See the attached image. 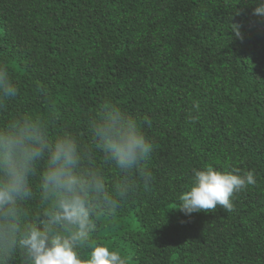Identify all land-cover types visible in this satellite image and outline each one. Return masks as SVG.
<instances>
[{"label": "trees", "instance_id": "obj_1", "mask_svg": "<svg viewBox=\"0 0 264 264\" xmlns=\"http://www.w3.org/2000/svg\"><path fill=\"white\" fill-rule=\"evenodd\" d=\"M257 0H0V66L20 95L0 112L39 116L51 140L64 134L92 151L111 188L114 164L96 151L89 121L111 102L152 146L143 185L93 243L129 264H264V20ZM240 25L243 40L231 32ZM151 122V126L145 123ZM252 172L256 187L233 212L185 216L194 173ZM25 207L41 213L37 191ZM88 250L80 252L88 258ZM13 264H23L20 256Z\"/></svg>", "mask_w": 264, "mask_h": 264}, {"label": "clouds", "instance_id": "obj_2", "mask_svg": "<svg viewBox=\"0 0 264 264\" xmlns=\"http://www.w3.org/2000/svg\"><path fill=\"white\" fill-rule=\"evenodd\" d=\"M257 3L252 15L264 20V0ZM240 27L232 24L231 32L242 41ZM19 95L7 67L0 66V112ZM89 130L95 150L118 169L120 179L111 188L93 152L82 150L71 134L51 140L45 119L25 115L0 126V264H13L17 256L23 264H129L92 237L98 220L114 216L141 184L149 190L154 177L146 163L153 149L138 122L111 102L101 105ZM41 162V213L33 218L25 205L36 198L31 181ZM249 187H256L254 173L222 174L209 166L194 173L178 211L233 212L234 196ZM85 250L88 258L81 259Z\"/></svg>", "mask_w": 264, "mask_h": 264}]
</instances>
